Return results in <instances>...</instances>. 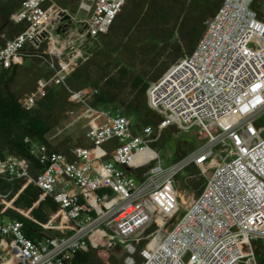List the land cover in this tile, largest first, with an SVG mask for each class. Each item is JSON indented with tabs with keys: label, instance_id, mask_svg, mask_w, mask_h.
<instances>
[{
	"label": "built area",
	"instance_id": "1",
	"mask_svg": "<svg viewBox=\"0 0 264 264\" xmlns=\"http://www.w3.org/2000/svg\"><path fill=\"white\" fill-rule=\"evenodd\" d=\"M91 1L93 5L81 6L89 12L87 35L65 39L68 59L62 49L50 46L60 70L50 80L38 81V92L25 99L28 106L44 95L46 87L66 80L85 59L76 44L81 48L86 39L105 33L129 0ZM46 2L21 3L12 19L26 28L3 38L0 72L19 60L18 51L26 43L39 45L47 39L42 38L49 18ZM257 6L264 13V0H224L192 54L150 84L149 107L162 116L158 127L134 132L132 120L118 113L89 128L92 147H75L70 159L50 152L46 145L33 151L48 164L36 184L61 205L72 223L33 241L20 221H0V264H71L77 253L111 245L121 246L127 264H135V245L141 243L142 264H241L245 259L256 264L254 243L264 246V124L257 125L264 115V20ZM54 40L49 39L51 44ZM171 126L209 134L218 127L217 144L226 155L209 168L212 172L201 194L162 236L168 226L162 220L178 209L177 176L192 164L201 168L208 155L194 154L166 169L159 164L145 173L142 182L125 170L138 167L137 156ZM112 138L117 139L113 158L100 172L93 157L101 158V147ZM0 175L21 178L30 171L24 160L10 155L0 159Z\"/></svg>",
	"mask_w": 264,
	"mask_h": 264
},
{
	"label": "trees",
	"instance_id": "2",
	"mask_svg": "<svg viewBox=\"0 0 264 264\" xmlns=\"http://www.w3.org/2000/svg\"><path fill=\"white\" fill-rule=\"evenodd\" d=\"M23 1H0V43L4 44V36L13 38L25 30V23H15L12 19ZM81 1L47 0L45 8L54 5L61 10L76 12ZM223 1L129 0L105 33L85 41V59L77 62L66 80L60 85L46 87L44 95L32 106L25 104V99L38 92L39 80L54 77L60 65L58 59L47 52L46 40L39 45L26 43L18 51L20 61L0 72V159L12 155L24 160L30 176L11 178L0 175V221H20L25 235L33 241H39L61 227H68L72 222L66 211L36 184L37 176L46 170L48 164L41 163L33 151L46 145L50 152L62 153L70 159L75 147L91 146L87 133L88 143L81 138L75 141L72 137L60 141L49 138L69 113L85 105L81 100H72L74 95L85 91L91 92L85 98L90 108L118 106V111L132 120L134 132H139L144 126L158 127L162 116L149 107L147 90L150 84L192 54L206 30L207 21ZM256 10L264 20V13L258 6ZM262 124V121L257 122L258 126ZM172 127L176 132L178 128L174 126L166 131ZM166 131L146 153L160 158L162 145L167 143ZM172 147L173 163L187 158L196 148L182 140H173ZM141 155L136 159L137 164ZM153 166L152 162L125 172L142 182L145 173ZM184 171L187 175L182 177L180 173L176 181L180 179L198 197L212 170L203 171L192 164ZM50 223L54 226L50 227ZM143 246V243L135 245V264L143 263L139 255ZM254 254L256 264H264V246L261 243H254ZM107 255L104 251L90 248L77 253L71 264H122L117 257ZM241 264L249 263L245 259Z\"/></svg>",
	"mask_w": 264,
	"mask_h": 264
},
{
	"label": "rangeland",
	"instance_id": "3",
	"mask_svg": "<svg viewBox=\"0 0 264 264\" xmlns=\"http://www.w3.org/2000/svg\"><path fill=\"white\" fill-rule=\"evenodd\" d=\"M82 2H85L89 5L91 4L93 5V3L91 0H82L81 3L79 4V8H78V10L80 11L79 17L81 19H84L85 17L89 16L88 15L89 12L81 7ZM72 100L78 101V98H72ZM86 109L84 108L77 109L75 112L69 113L68 118L49 135V138L55 141H60L66 137H72L74 141L81 138V139H85V141L87 142L85 136L90 126L89 124L90 119L78 118L82 113L86 111ZM119 114H123V113L120 112ZM134 120H136V118ZM260 121H262L264 124V115L260 119ZM221 124L224 125V122H222ZM172 129L173 127L168 129L167 131L165 130L167 143L163 144L164 145L163 146L162 145L163 142L162 141L159 142L160 145H162L163 147L161 148L160 154L158 155L160 156V158L157 159V156L151 155L149 153L142 154L138 158L139 164L135 162L137 166L140 165L148 166L151 165V163L153 162L154 164L153 167H156L159 164H161L163 168L166 169L170 165L174 164L172 162L173 140H182L184 142L194 144L196 148L194 149L195 151L193 152V154H191V155L195 154L194 157L198 158L201 155H208L205 161L202 163L201 166L202 170L214 168L218 163L222 162V160L225 158L226 153L224 151V148H221L217 144V139L221 135L220 129L218 127L214 126L211 129L210 134L208 132L201 131L198 128L192 129L190 131H183L178 128L176 129V132H174ZM191 155H189L188 158H191ZM194 157H192V159ZM185 172L186 171H183L181 173L182 177H185L187 175ZM175 184H176V191L178 196V209L169 218L162 220L168 223V226L166 225L167 224L166 223L165 224L166 226L163 227L164 230H162L161 233L163 234L162 236H165L166 230L168 231L172 227V224H169L171 220L176 219L175 220L176 222L183 215V213L190 208V206L197 198L196 192L193 189L186 188L182 184L180 179L179 180L177 179ZM98 250L106 252L108 254L107 255L108 257H117L118 260L122 262V264H127L126 262L127 254L121 246H117V247L115 246L112 249L111 248L102 249V247H99ZM247 263L251 264L248 260Z\"/></svg>",
	"mask_w": 264,
	"mask_h": 264
},
{
	"label": "crops",
	"instance_id": "4",
	"mask_svg": "<svg viewBox=\"0 0 264 264\" xmlns=\"http://www.w3.org/2000/svg\"><path fill=\"white\" fill-rule=\"evenodd\" d=\"M2 1H4V0H2ZM45 40L48 42V50H47V52L50 53L54 58L59 59L57 55H54L53 53L50 52V46L51 45H54V47H56L55 49L58 52H60V50L62 49L61 52L63 54V57L66 58V59H68V51L66 49H64L65 46H66V40L65 39H55V40L53 39L54 41H52V44L50 43L49 39H44L42 42H44ZM87 40H89V39H86V41ZM4 41H5V39H4ZM2 44L3 43H0V45H2ZM84 45L81 48H79L78 44H76V47H77L78 50L79 49H82V51H84V47H85ZM19 61H20V59L17 62H19ZM90 93L91 92H88V91L81 92L80 95H79L80 97L78 98V101L81 100L82 102H85V105L81 106L79 109H82V108L86 109L87 108L86 111L84 113H82L78 118H88V119H90V121H89V124H90L89 128L94 127L95 125H98V124H104V123H106L110 119V117H113L116 114L120 113L118 111V106H116V105L110 106V107H105V108H100V109H92V108H90L86 104V99H85V98L89 97V94ZM116 146H117V139L116 138H112L109 141H107L101 147L102 157L101 158H97L96 156L93 157L94 166L96 167V169L98 171L102 172V166H103V164H105V163H107V162H109V161L112 160V158H113V152H114ZM91 147L92 146H90V148ZM53 233H56V231H54Z\"/></svg>",
	"mask_w": 264,
	"mask_h": 264
},
{
	"label": "flooded vegetation",
	"instance_id": "5",
	"mask_svg": "<svg viewBox=\"0 0 264 264\" xmlns=\"http://www.w3.org/2000/svg\"><path fill=\"white\" fill-rule=\"evenodd\" d=\"M48 11L49 18L43 25L47 39H78L80 34L87 35L90 27L89 16L81 19L79 10L69 12L54 5L49 6ZM67 16L71 17L70 20L63 21L62 19ZM70 21H72L71 24H69Z\"/></svg>",
	"mask_w": 264,
	"mask_h": 264
},
{
	"label": "water",
	"instance_id": "6",
	"mask_svg": "<svg viewBox=\"0 0 264 264\" xmlns=\"http://www.w3.org/2000/svg\"><path fill=\"white\" fill-rule=\"evenodd\" d=\"M63 14H64V13H63ZM70 18H71L70 16H67V17H65V18L62 19V20H63V21H66V20H70ZM71 22H72V21H70L69 24H71ZM45 37H46V33H44V34L42 35V38H45ZM88 38H89V35H88ZM109 248H112V245H111Z\"/></svg>",
	"mask_w": 264,
	"mask_h": 264
},
{
	"label": "bare ground",
	"instance_id": "7",
	"mask_svg": "<svg viewBox=\"0 0 264 264\" xmlns=\"http://www.w3.org/2000/svg\"><path fill=\"white\" fill-rule=\"evenodd\" d=\"M138 156H139V155H138ZM138 156H137V157H138Z\"/></svg>",
	"mask_w": 264,
	"mask_h": 264
}]
</instances>
